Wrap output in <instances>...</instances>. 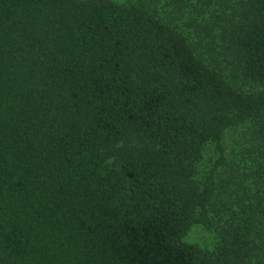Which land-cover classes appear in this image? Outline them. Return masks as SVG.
<instances>
[{
  "label": "trees",
  "instance_id": "1",
  "mask_svg": "<svg viewBox=\"0 0 264 264\" xmlns=\"http://www.w3.org/2000/svg\"><path fill=\"white\" fill-rule=\"evenodd\" d=\"M0 264H264V0H0Z\"/></svg>",
  "mask_w": 264,
  "mask_h": 264
},
{
  "label": "rangeland",
  "instance_id": "2",
  "mask_svg": "<svg viewBox=\"0 0 264 264\" xmlns=\"http://www.w3.org/2000/svg\"><path fill=\"white\" fill-rule=\"evenodd\" d=\"M181 21H183L184 23L192 22L189 19V14L184 15ZM187 27H188L187 30H189V32L192 33L194 32L197 34L200 33L197 27L195 26L194 27L187 26ZM194 37H197V35L194 34ZM197 39L199 40V36L197 37ZM231 80L234 83L237 82L236 79L234 80L231 78ZM238 86L246 92H256V91H260L261 89L259 86H244L241 83ZM249 131H250V127H241L226 132L222 145L225 149V154L231 163H235L236 161L239 160L240 153L242 150L241 144L247 138ZM217 158H218V150L216 143L208 144L205 147L202 158L197 166V178L199 181L203 182L206 179ZM223 172L224 171L221 170L218 173V177L223 176ZM184 242L187 244L196 245L207 251H213L217 245V235L213 231H207L202 225H194L191 228L187 237L184 239Z\"/></svg>",
  "mask_w": 264,
  "mask_h": 264
}]
</instances>
